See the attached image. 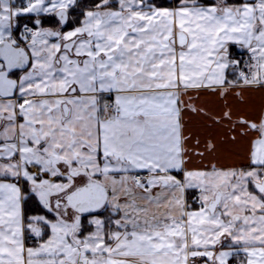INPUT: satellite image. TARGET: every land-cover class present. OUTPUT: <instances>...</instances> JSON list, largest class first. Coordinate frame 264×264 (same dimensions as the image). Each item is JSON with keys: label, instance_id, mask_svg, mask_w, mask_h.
<instances>
[{"label": "snow or ice", "instance_id": "snow-or-ice-1", "mask_svg": "<svg viewBox=\"0 0 264 264\" xmlns=\"http://www.w3.org/2000/svg\"><path fill=\"white\" fill-rule=\"evenodd\" d=\"M87 6L0 0V264H264V117L236 123L260 133L239 169L187 170L181 124L231 45L264 85V0Z\"/></svg>", "mask_w": 264, "mask_h": 264}, {"label": "crops", "instance_id": "crops-1", "mask_svg": "<svg viewBox=\"0 0 264 264\" xmlns=\"http://www.w3.org/2000/svg\"><path fill=\"white\" fill-rule=\"evenodd\" d=\"M235 53L243 58L246 50L236 45L229 47V59L240 63L225 69L226 90L222 87L189 89L182 96L181 124L188 153L185 157L187 170H210L213 165L239 169L250 163L252 144L260 138V133L237 128L236 123L245 119L258 124L264 117V85H245L238 81L242 59L239 60ZM225 112L232 113L230 122L222 119ZM193 196L199 198L198 189L185 191L184 199L189 210L199 208L191 200ZM107 215L100 217L106 219ZM25 244L31 246L26 241ZM236 264H239L238 260Z\"/></svg>", "mask_w": 264, "mask_h": 264}, {"label": "trees", "instance_id": "trees-1", "mask_svg": "<svg viewBox=\"0 0 264 264\" xmlns=\"http://www.w3.org/2000/svg\"><path fill=\"white\" fill-rule=\"evenodd\" d=\"M78 3H83V4H87L88 5L87 7H84L82 9V11H85L86 12V11L90 10V8H91V0H78ZM158 3H161L165 7H168V6H173L174 5V0H158ZM236 55H237V57H239L238 54H236ZM241 56L238 58L239 60L242 59ZM234 71H237V70L234 69ZM231 74H232V70L229 72L228 75L231 76ZM25 211H26L27 216H28L29 219H31L32 216L44 214V212L40 210L38 203H35V202H33L30 205H28L25 208ZM87 227L92 230V225L91 224L87 225ZM38 242H39V239L38 238H35L31 234H28V236L26 238V243L28 245L36 246L38 244Z\"/></svg>", "mask_w": 264, "mask_h": 264}, {"label": "flooded vegetation", "instance_id": "flooded-vegetation-1", "mask_svg": "<svg viewBox=\"0 0 264 264\" xmlns=\"http://www.w3.org/2000/svg\"><path fill=\"white\" fill-rule=\"evenodd\" d=\"M13 2L16 3L17 5H19L21 3V0H13ZM70 19H71V17H70ZM81 19H83V18L81 17ZM41 27L51 28L53 30H60V28H61V26L56 24L51 17H45V21H44V23H42ZM105 214H107V213H105Z\"/></svg>", "mask_w": 264, "mask_h": 264}, {"label": "built area", "instance_id": "built-area-1", "mask_svg": "<svg viewBox=\"0 0 264 264\" xmlns=\"http://www.w3.org/2000/svg\"><path fill=\"white\" fill-rule=\"evenodd\" d=\"M249 60V56L247 55L245 58H244V63H243V67L241 68V71H245L247 72V67H246V62H248ZM195 200V203L199 205V202L198 200L194 199Z\"/></svg>", "mask_w": 264, "mask_h": 264}, {"label": "rangeland", "instance_id": "rangeland-1", "mask_svg": "<svg viewBox=\"0 0 264 264\" xmlns=\"http://www.w3.org/2000/svg\"><path fill=\"white\" fill-rule=\"evenodd\" d=\"M199 196H200V193H199ZM198 200H199V198H198ZM195 209H198V208H190V210H195ZM100 219H103L102 217H99ZM93 230H94V225H93ZM36 238V237H35Z\"/></svg>", "mask_w": 264, "mask_h": 264}, {"label": "water", "instance_id": "water-1", "mask_svg": "<svg viewBox=\"0 0 264 264\" xmlns=\"http://www.w3.org/2000/svg\"><path fill=\"white\" fill-rule=\"evenodd\" d=\"M51 29V28H50Z\"/></svg>", "mask_w": 264, "mask_h": 264}]
</instances>
